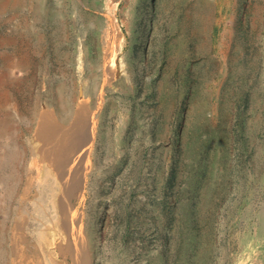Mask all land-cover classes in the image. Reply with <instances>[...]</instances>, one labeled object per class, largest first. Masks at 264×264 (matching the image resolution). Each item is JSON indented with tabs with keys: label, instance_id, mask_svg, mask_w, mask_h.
<instances>
[{
	"label": "rangeland",
	"instance_id": "374dc122",
	"mask_svg": "<svg viewBox=\"0 0 264 264\" xmlns=\"http://www.w3.org/2000/svg\"><path fill=\"white\" fill-rule=\"evenodd\" d=\"M0 71V264H264V0H0Z\"/></svg>",
	"mask_w": 264,
	"mask_h": 264
},
{
	"label": "bare ground",
	"instance_id": "6f19581e",
	"mask_svg": "<svg viewBox=\"0 0 264 264\" xmlns=\"http://www.w3.org/2000/svg\"><path fill=\"white\" fill-rule=\"evenodd\" d=\"M32 40V39H31ZM15 45H13L12 47H14ZM23 48H22V51L20 52V53H23ZM1 56L3 57V60L2 61H4V62H6V64H11L12 62H10V60H11V55H10V53H8L7 51H3V53L1 54ZM23 62V61H22ZM37 62V61H36ZM15 64V63H14ZM20 65H21V63H20ZM35 71V70H34ZM0 72H2V71H0ZM33 74V73H32ZM34 75V74H33ZM25 80H27V78H25ZM17 82V81H16ZM8 84V83H7ZM7 94V93H6ZM27 95V93L25 92V96ZM7 97V96H6ZM33 112V111H32ZM38 129V128H37ZM48 149V148H47ZM45 150V149H44ZM52 154H54L53 152H52ZM33 163V162H32ZM34 164V163H33ZM9 170V169H8ZM8 170H7V163L4 161V159L0 156V184H1V186L2 187H6L7 189H6V192H5V194H7V190H8V188H9V183H8V180L10 179V174H9V172H8ZM30 172V171H29ZM42 172V171H41ZM41 172H40V174H41ZM47 177V176H46ZM43 178V177H42ZM49 182H51V181H49ZM53 183V182H52ZM53 186H55L54 185V183H53V185H52V188H53ZM55 191H56V189H55ZM2 192H4V191H2ZM54 197H52V199H51V202L52 203H54ZM3 224V223H2ZM0 229H1V226H0ZM48 232V231H47ZM47 232H44V231H41L40 233H39V237L41 238V237H44L45 235H46V233ZM25 239V238H24ZM12 240V239H11ZM18 240V239H17ZM19 241V240H18Z\"/></svg>",
	"mask_w": 264,
	"mask_h": 264
},
{
	"label": "crops",
	"instance_id": "0c3cea01",
	"mask_svg": "<svg viewBox=\"0 0 264 264\" xmlns=\"http://www.w3.org/2000/svg\"><path fill=\"white\" fill-rule=\"evenodd\" d=\"M14 165V164H13Z\"/></svg>",
	"mask_w": 264,
	"mask_h": 264
}]
</instances>
